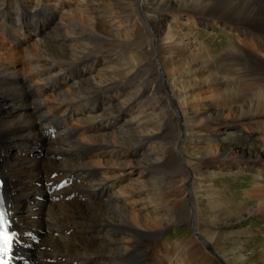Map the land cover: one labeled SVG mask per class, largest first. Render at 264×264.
<instances>
[{"label": "bare ground", "instance_id": "bare-ground-1", "mask_svg": "<svg viewBox=\"0 0 264 264\" xmlns=\"http://www.w3.org/2000/svg\"><path fill=\"white\" fill-rule=\"evenodd\" d=\"M7 1L0 0V8ZM122 1L127 3L121 5ZM138 1L66 0V7L59 10L62 0H54L58 22L44 34L39 5L23 11L33 23L27 30L25 23L11 25L3 14L5 8L0 13V31L14 37L16 49L23 48L16 50L0 41V172L15 229L35 235L24 237L16 255L18 264H158L152 246L180 203L168 205L173 189L179 188L176 184L191 182L189 188L196 192L193 178L202 176L205 159L211 157L256 164V171L251 172L254 176L264 172V137L245 140L233 136L231 142H223L219 138L225 132L212 133L220 124L231 128L241 123L252 136H258V131L264 134V0H190L209 24L215 20L232 37L242 36L246 28L259 34L239 39L247 42L245 47L225 48L220 56L209 53L198 38L161 25L159 15H147ZM175 4L164 0L163 10L181 14L186 9ZM114 13L127 16L124 24H118ZM29 41L33 42L27 46ZM145 45L149 54L137 62L133 50ZM108 57H114L116 63L108 64ZM90 59L98 62L91 74ZM20 61L24 69L17 63ZM76 62H80L79 77L67 69ZM196 87L213 89V113L207 111L209 105L199 106L188 99L189 90ZM124 88L128 93L117 102ZM94 97L113 105L84 115L85 108L98 103ZM130 105H137L130 119L136 130L127 126V120L108 133L97 131L95 127L101 123L129 112ZM70 117L79 126L71 125ZM62 122L67 127L47 140L46 126ZM198 127L204 132L198 139L202 164L192 169L180 146L182 132ZM146 144L135 163L137 178L105 196L132 166L130 160H99L97 152L123 159L125 153ZM26 149L38 150L31 153L37 157L26 161L16 154L6 160L12 151ZM149 174L153 175L150 180ZM158 175H169L164 180L170 184L174 180L175 185L158 186ZM65 178H71L69 186L51 191ZM136 194L146 196L143 201L149 209L144 216L139 215L142 209L123 207L124 200ZM245 195L255 202L246 209L247 215L264 213V184L255 178ZM163 205H167L166 211L161 209ZM192 220L197 222L195 210ZM70 229L73 233L68 234ZM36 238L40 242L31 248ZM196 240L204 249L206 240L199 231L188 243L175 246L177 254L184 252L179 264H221V257L190 252L189 244ZM161 264L174 263L165 259Z\"/></svg>", "mask_w": 264, "mask_h": 264}, {"label": "rangeland", "instance_id": "rangeland-1", "mask_svg": "<svg viewBox=\"0 0 264 264\" xmlns=\"http://www.w3.org/2000/svg\"><path fill=\"white\" fill-rule=\"evenodd\" d=\"M32 1L35 0H8L4 7L0 8V13L3 12L2 10L5 8L3 14H6V18L9 20V23L11 25L18 26H22V23H25L26 26H23V28H26L27 30V27L33 25V23L27 20V16L22 15L24 13L23 11H31L35 6L39 5V11L43 16L42 19L46 28L41 31V34H44L45 31L49 32L50 28L54 25L56 26L58 22L55 16L56 10L54 9V0H36V3H33ZM129 1L132 2V0ZM140 1H142L143 11L147 15L158 14V22L161 25H166L177 32L190 34L192 37L198 38L201 42H203V46L209 50V53L214 54L215 56H220L225 48L237 49L238 45L245 47L247 42L239 39H247L250 35H259L254 29L246 28L248 30H242V36L235 35V37H232V32H228V30L225 28L221 29V24L215 20L211 21L209 24L206 15H204L200 9L195 7V5H193L190 0H174L176 3L175 6L179 4L183 5V8L186 7V9L183 10L181 14H172L170 12L164 11L163 9L166 8L164 6V0H153V2L150 0H139L138 2ZM122 2L123 3H121V5H125V3H127L126 1ZM64 7H66V0H62L58 9L61 10ZM76 7H78V5ZM19 9H21L22 12L19 11ZM115 15L116 13H114V16ZM117 15L115 17L120 16L119 14ZM126 18L127 16L122 18L119 17L117 19L118 24H124L123 20ZM23 20L26 22H23ZM143 25L145 26V23H143ZM261 38L264 39V36ZM0 41L7 47H10L8 45L11 44L15 49L17 48L14 37H6L1 31ZM33 41H29L27 46H30ZM22 49L23 48H19L16 50ZM133 51L134 53L136 52L135 54H137V62H140L142 58L148 56L149 46L145 45L139 48H134ZM21 62L22 61L17 63L21 69H24L26 66L20 65ZM106 62L110 65H113L116 63V60L114 57H108ZM79 63L80 62H76L67 67L69 73L76 74V77H79V73L77 71ZM87 65L89 68V74L94 73L95 69L98 68V62L94 59L88 60ZM5 68L8 69L9 65H6ZM82 69L86 70L85 68ZM32 85H34V83L29 84V86ZM127 93V88H124V91L120 92V96L116 101L118 102L120 99H125ZM84 98H81L78 101ZM188 99L194 100L199 106L209 105L207 111L213 113V104L215 102L213 89L202 87L192 88L189 90ZM97 100L98 103L85 108L86 111L84 115L95 114L102 107L113 105L112 103L107 101L105 102L99 98H97ZM135 107L137 108V105H130L129 112H124L114 118L112 121L103 122L101 125L95 128L98 129L97 131L106 133L116 130L117 126L123 124L125 121L130 120L135 116V114H133ZM75 121L76 120L73 119V123L71 125L79 126L78 121ZM134 125H136L135 122H131V120L127 124V126L132 127L131 129L136 130ZM222 132H225L226 134H222L221 138H219L223 142H231L233 140V136H240L245 140H260V138L264 137V134L261 131H258V136H252L247 132L246 126L241 125V123L234 125L231 128H229V126L225 123L220 124L218 129L212 133L215 135L216 133ZM96 133L97 132L91 134ZM203 133L202 127L192 130L186 129L185 132H182V144L180 147L185 160L192 169L195 167L199 168V166L202 164V160L199 157V148L201 145L199 144L198 139L201 134L203 135ZM8 142L15 143L14 141ZM156 143H159V140L156 141ZM30 145L31 144L29 143L26 144V146ZM152 146L155 147L156 145ZM38 147L40 148V146ZM146 147L147 144L125 153V157L123 159H121L120 156L117 158H109L106 153L101 151L97 152L99 160H112L117 163L130 160L132 166L129 168V172L125 175V178L116 182L112 181L113 185L109 190H106L105 196L110 193H116V191L121 190V186L124 184H130L132 183L133 179L137 178L136 173L139 169L135 163L142 157L141 151H145ZM172 147L173 145L170 146L171 150L167 154L168 160L170 161L172 160L173 154ZM37 151L38 150L32 152L28 151V149H26L25 152L12 151L6 160L11 161L16 154H19L21 159L27 161L29 158H36L37 156H30L29 154L35 153ZM23 154L28 156L25 157ZM42 154L43 152L41 155H38L40 159H42ZM166 161L167 160L165 159V162ZM170 161L167 163L172 164ZM205 161L206 164L204 168L201 169L202 171L200 170L203 172L202 176L193 178V186L196 189V192L189 188V185L191 184L189 181L190 184H176L179 188L173 189L171 197L169 196L170 201H168V205L173 206L174 203L179 201L180 203L176 206V211L173 212V220L167 225L165 231L159 236L157 242L152 246L153 252L159 256L158 264H161V262L165 259H168L174 264H179V259L184 258V252L180 251V253L177 254L175 246L178 247L182 244L188 243L190 238L195 236L198 231L202 235V238H204L207 243H209L210 248L215 253L213 251H207L205 248L202 249L197 240L192 244H189L190 246L188 248H190V252L197 250V252H199L201 255L208 253V255L211 254L209 257H221V260L224 262V264H264V259L262 257L264 253V213L260 214L257 212L256 214L247 215L245 212L248 207L252 208L255 206V202H253L248 197H245V194L247 190L252 187L255 178L259 183L264 184V172H257L256 176H254L251 172L256 171L257 165L250 162L240 164L233 160L220 161L217 160L216 157L207 158ZM152 177L153 175L149 174L147 179L150 180ZM168 177L169 175L165 176L164 178L158 175L157 179L159 178L158 180L160 181L156 180L155 182L159 183L158 186L162 183V188L163 186L166 187L175 185L174 180H171L173 184L167 183L164 180L168 179ZM200 184L203 185V189L200 188ZM210 190H212V194H209ZM145 198V194H136L133 198L124 200L123 207H125L127 210H132V207L135 206L134 209L136 210L142 209L139 215L144 216L146 211L149 209L146 206V202L143 201ZM84 200L85 199L82 201ZM137 205L139 206L137 207ZM163 206L164 207H161V209L166 211L167 205ZM194 210L197 215L198 223L192 220ZM71 233H73V231L70 229L68 234ZM112 237L118 240L116 235H112ZM35 241L36 242L34 243L33 240V244L30 245L31 248H36L40 242L38 238H36ZM187 257H190V254H188ZM53 260L54 259L51 261Z\"/></svg>", "mask_w": 264, "mask_h": 264}, {"label": "snow or ice", "instance_id": "snow-or-ice-1", "mask_svg": "<svg viewBox=\"0 0 264 264\" xmlns=\"http://www.w3.org/2000/svg\"><path fill=\"white\" fill-rule=\"evenodd\" d=\"M0 204H2V200H0ZM6 216L7 214L3 210H0V261H2V264H7V260L4 258L7 257L10 251L12 235H15L14 233L12 235L8 233V220Z\"/></svg>", "mask_w": 264, "mask_h": 264}]
</instances>
